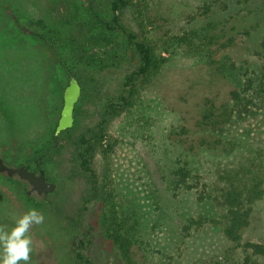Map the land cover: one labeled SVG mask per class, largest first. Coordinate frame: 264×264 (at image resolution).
Segmentation results:
<instances>
[{
    "label": "rangeland",
    "instance_id": "rangeland-1",
    "mask_svg": "<svg viewBox=\"0 0 264 264\" xmlns=\"http://www.w3.org/2000/svg\"><path fill=\"white\" fill-rule=\"evenodd\" d=\"M111 1H94L105 21L111 19ZM84 4L0 0V80L18 107L20 131L43 134L38 144L24 143L13 155L0 157L9 165L43 168L57 185L49 194H29L28 182L0 172V189L14 200L17 216L35 208L45 217L29 233L31 264H78L72 241L83 229L73 217L87 186L76 157L78 135L100 120L106 101L122 92L127 75L140 65L123 34L97 51L100 60H78L87 34L101 30L100 19L97 28L85 22ZM120 16L126 28L151 44L158 60H166L137 79L130 104L109 123L93 157L105 209L122 233L121 250H102L95 240L85 253L94 264H240L243 249L218 223L223 209L198 200L192 191H171L170 175H164L180 156L200 162H190L194 174L211 175L219 134L225 147L264 151V112L237 116L215 133L204 118L207 109L229 113L241 72L264 65V0H131ZM15 18L25 26L33 20L29 26L46 33L61 61L77 72L82 92L74 124L56 134L57 140L52 131L69 76L51 49ZM7 130L0 127L2 134ZM245 241L264 242V200L242 233Z\"/></svg>",
    "mask_w": 264,
    "mask_h": 264
},
{
    "label": "trees",
    "instance_id": "trees-1",
    "mask_svg": "<svg viewBox=\"0 0 264 264\" xmlns=\"http://www.w3.org/2000/svg\"><path fill=\"white\" fill-rule=\"evenodd\" d=\"M94 1L85 0L84 9L87 14L85 22L90 27L97 28V22L100 19L101 30L87 34L78 60L89 64L100 60L97 51L123 34L139 54L140 65L127 75L122 92L117 97H111L106 101L100 120L78 135L76 157L87 183L76 216L73 217L83 229V234L72 241L73 257L78 264H94L92 257L87 255L85 250L89 245H93L95 240L102 250L111 246L120 249L117 242L121 239L122 233L115 227L118 223L111 218H115L114 215L110 217L105 209L104 195L92 165L93 157L98 145L104 140L109 123L130 104L137 86V79L148 75L153 70L157 71L166 60L165 58L158 60L151 44L121 23V11L131 0H112L111 19L106 21L98 15ZM15 20L21 28H26L51 49L54 58L58 57L61 61L59 52L50 41L51 38L43 31L29 26V23L33 24V20H30L26 26L20 24L17 18ZM262 44L264 46V42ZM231 60L232 58L229 59ZM61 63L69 80L71 75L78 79L77 72L65 60L62 59ZM2 82L0 80V127L8 129L6 134L0 133V156L4 158L13 155L15 150H18V146L24 143L38 144L43 134H27L20 131L19 126L23 123L18 119V107L10 98ZM239 85L238 90L231 92L234 103L229 113L225 111L216 115L210 109L204 113L205 124L209 125L208 130L215 133L227 121H237L239 116L251 112H264V65L257 64L255 69L243 70ZM59 93L60 90H57V94ZM213 116L219 118L211 120ZM52 135L57 140L55 129ZM215 136L216 145L213 156L216 161L213 159L215 167L213 173L207 175L200 171L194 174L192 168L195 166L192 165L195 163L198 166L200 162H191L187 158L184 160L180 156V159H174L176 162L164 175L165 178L170 175L168 188L174 192L180 189L186 192L192 191L198 200L209 201L212 205L222 208L223 213L218 223L225 237L243 249L244 256L240 264H264V242H242V233L248 227L255 207L264 200V151L228 148L224 146L225 141L220 134ZM246 138L250 140V135ZM181 162L184 163L181 164ZM24 165L31 169L28 164ZM37 166L41 167V163H37ZM13 203L14 200L8 196L7 192L0 189V226H4L6 230H10L19 218L15 210V207H18Z\"/></svg>",
    "mask_w": 264,
    "mask_h": 264
},
{
    "label": "water",
    "instance_id": "water-1",
    "mask_svg": "<svg viewBox=\"0 0 264 264\" xmlns=\"http://www.w3.org/2000/svg\"><path fill=\"white\" fill-rule=\"evenodd\" d=\"M81 92V84L74 75H71L69 83L64 90L63 106L56 126V134L73 126L75 106L81 96ZM0 172H5L9 176H18L20 179L28 182L30 185L29 194L32 192L49 194L55 191L57 187L55 182L47 179L43 168L39 171H33L24 164L17 166L9 165L2 157H0Z\"/></svg>",
    "mask_w": 264,
    "mask_h": 264
},
{
    "label": "clouds",
    "instance_id": "clouds-1",
    "mask_svg": "<svg viewBox=\"0 0 264 264\" xmlns=\"http://www.w3.org/2000/svg\"><path fill=\"white\" fill-rule=\"evenodd\" d=\"M44 215L35 208H29L10 230L0 226V264H31L33 226L44 223Z\"/></svg>",
    "mask_w": 264,
    "mask_h": 264
}]
</instances>
